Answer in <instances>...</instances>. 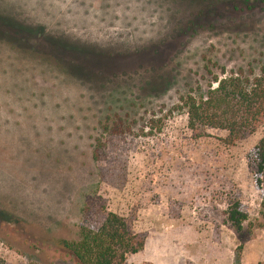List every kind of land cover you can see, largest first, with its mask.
<instances>
[{"label":"rangeland","instance_id":"374dc122","mask_svg":"<svg viewBox=\"0 0 264 264\" xmlns=\"http://www.w3.org/2000/svg\"><path fill=\"white\" fill-rule=\"evenodd\" d=\"M262 68L264 0H0V264H76L104 211L145 238L125 264H264V124L227 146L182 102Z\"/></svg>","mask_w":264,"mask_h":264},{"label":"trees","instance_id":"16d2710c","mask_svg":"<svg viewBox=\"0 0 264 264\" xmlns=\"http://www.w3.org/2000/svg\"><path fill=\"white\" fill-rule=\"evenodd\" d=\"M213 82L216 86L210 87L202 97L187 96L182 99L188 127L194 137H202L207 129L224 131V143L234 146L264 124V68L259 76L251 79L239 73L215 77ZM250 159L256 186L264 195V137L254 147ZM86 206L103 209L94 198H87ZM104 215L96 229H80L79 242H61L75 258L76 264H125L128 256L144 249L145 238L133 231L126 218L105 211ZM226 216L236 231L241 230L248 219L239 201L228 206Z\"/></svg>","mask_w":264,"mask_h":264}]
</instances>
